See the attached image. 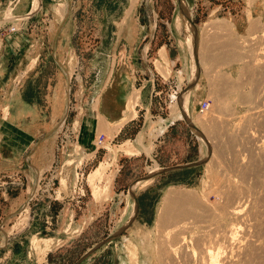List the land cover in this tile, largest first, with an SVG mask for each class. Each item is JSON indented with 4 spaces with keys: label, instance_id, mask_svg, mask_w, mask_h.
Wrapping results in <instances>:
<instances>
[{
    "label": "rangeland",
    "instance_id": "obj_1",
    "mask_svg": "<svg viewBox=\"0 0 264 264\" xmlns=\"http://www.w3.org/2000/svg\"><path fill=\"white\" fill-rule=\"evenodd\" d=\"M188 1L202 37L197 65L199 76L203 75L200 83L208 82L209 107L187 115L196 120L211 111L213 124L222 125L223 133L196 132L178 114L182 121L160 138L162 127L149 122L131 141L122 139L119 131L110 135L96 123L92 109L97 119L106 115L99 110L101 90L111 79L118 52H124L136 36L139 41L152 26L150 56L161 46L155 69L164 79H176L178 87L179 36L185 34L177 0H137L131 11H127L131 0H39L41 6L36 0H0V49L7 34L25 41L43 40L47 47L55 41L54 54L68 42L60 69L69 98L66 112L53 110L58 66L48 49L30 50L31 58L18 65L10 81L14 91L21 92L24 106L4 103L15 102L16 94L7 96L0 107V264H73L128 221L134 208L130 186L151 173L152 167L205 159L200 165L154 175L147 184L135 185L138 209L133 221L79 264H121L132 241L142 245L140 257L148 247L150 264H161L159 241L168 244L174 220L157 226L156 216L170 187L195 199L183 206L188 225L181 236L183 248L196 255L191 260L186 257L189 261L176 258L172 264H197L199 237L210 231V217L232 189H244L250 198L264 203V0ZM30 11L35 15H21ZM177 14L180 34L174 30ZM129 70L132 77L130 65ZM137 92L139 97L138 90L132 93ZM137 118L140 122L136 120L130 131L139 129L143 116ZM99 164L105 170L91 180L89 175ZM260 237L264 240V230ZM245 262L264 264V252L246 257Z\"/></svg>",
    "mask_w": 264,
    "mask_h": 264
},
{
    "label": "bare ground",
    "instance_id": "obj_2",
    "mask_svg": "<svg viewBox=\"0 0 264 264\" xmlns=\"http://www.w3.org/2000/svg\"><path fill=\"white\" fill-rule=\"evenodd\" d=\"M36 1H37L36 4L38 6L39 0H36ZM136 1L137 0H131L132 3L127 7V11H131V9H132L131 7L134 6ZM186 2H187V5L189 7V11H190L191 17H192L193 5L188 0H186ZM33 6H34V4H33ZM39 6H41V5H39ZM63 10H64V6H63ZM63 10L61 12V15L64 12ZM8 14H10V13H8ZM9 16H11V14ZM181 18L177 14V19H176L174 30H177L178 34H180V30H181ZM192 20H193V18H192ZM182 21H183V29H184L185 37H183L182 35L179 36L180 37L179 42L181 45V51H180V57L178 60H181L180 64L182 66V68L180 69V71L178 72V75H177L178 81H179L178 88H180L179 91L182 90L184 87L183 85L186 84V81H187V78L189 75L188 74L189 73V67L191 66V69H193V70L195 68L194 58H193V54H192V50H191L192 49V42H191V35L192 34H191L190 29H189L188 23L183 18H182ZM195 27L197 30V37H198L197 53L196 54H197V57L199 58L200 52L202 49V37H201L198 26H195ZM186 48H187V51L190 55V59H189V56L186 52ZM217 61H219L221 63L223 62L222 59H219ZM165 63H168V60H166ZM166 67L169 68V66H167V65H166ZM198 72H199V68H198ZM209 73H211V72H209ZM198 76H199V74H198ZM68 78H70L69 73L67 74V78H66L67 81H68ZM210 78H211V76L209 74V80H210ZM196 81H195V83H196ZM211 81L213 82V79ZM64 89H66V88H64ZM65 92L66 91H64V102H63V107H62V114L64 112H66L67 107H68V101H69L68 94ZM130 95L128 96V102L125 104V111H124L125 115L120 121L116 120L112 123V122L108 121L106 115H99L98 116V122H99L98 124L101 126H105L110 131V135H112V136H114L118 132L119 128L126 121H128L132 116H134L136 114V110L134 109V104L137 100L138 92L132 93ZM187 96H188L187 94H185L183 96V109L186 113H188L187 107L185 105V102L187 100ZM67 98H68V100H67ZM95 104H97V100H96ZM177 109H178V106H177ZM180 112L182 114V111H178L177 113L180 114ZM210 112L203 114V115L202 114L198 115L196 120H193V121L199 125V127H200L199 130L201 132L206 131L209 133V130H210V132H213V133H219V132H220V134H221V132L223 133L222 125H215V123L218 124L217 121L214 122V124H213L212 117H211L212 115L210 114ZM181 116L183 117V115H181ZM184 121H185V119H184ZM62 122H63V120H61L58 127L61 126L60 124H62ZM214 125H215V127H214ZM96 129L98 130V128H96ZM50 132H51V130L49 131V133ZM98 132L100 133V131H98ZM204 132H203V134H205ZM107 133H109V132H107ZM96 134L98 135L97 132H96ZM205 136H207V135H205ZM126 145L128 147L127 142L125 143L124 146H126ZM129 146H131V145H129ZM79 147L80 146L78 145V148ZM127 147H125V148H126V150L129 151L130 148L127 149ZM104 166L102 164H99V166L96 167L93 170V172H91V174L89 175V178L91 180H93V178H95V177H98V176L101 177V175L103 174V171L105 170ZM156 168L157 167H155V168L152 167L150 172H153V171L159 169V168L158 169H156ZM113 175L114 174H111L108 177L109 178L108 181L110 183L114 177ZM151 179L152 178L139 179L135 183V185H137L136 187L143 186V185L147 184L148 182H150ZM139 181H141V182H139ZM192 195L193 194L185 192L184 190H180L177 188L170 187L167 189L166 193L164 194V196L160 202V206H159L157 216H156L157 226L164 225V223H166L168 220H170V218H173V220H174V223L171 226V228L173 227V229H174V230L172 229L173 232L171 233V235L168 234L169 236L166 235L167 240L169 238L168 244L164 245V244H162V242L159 241L160 247L158 249L157 259H158V261L162 262L161 264L175 263L176 258H179V257L180 258L183 257L184 259H182V260H185L187 258H189V260H191L192 257H194V255H196L195 251L190 250L191 252H188L187 249L185 250L183 248L182 240H184V236H181L183 229L185 228L186 224L188 223V221H186V219H187L185 217L186 212H185V209L183 208V206H185V204L195 200ZM225 199H226L225 202L222 203L216 209L217 211L210 217L211 219L209 221H210V224H212L211 225L212 228H209L210 231H208L207 233L205 231L204 232L205 234L202 235V237H199L202 241V244H200L201 242H198V243L200 246L201 245L202 246L200 247V250L197 252L198 256H199L198 257L199 259L197 258L198 259L197 264H217L218 260H221L220 261L221 264H243V261L245 262L246 257L251 256V255H256L258 252H261V251L264 252V240L261 239V237H260V231L264 230V203H259L258 200L256 199V197L250 198V194L248 191H246L244 189H239V188H234L231 191H229V193L227 194ZM181 215L183 217L179 218ZM184 218H186V219H184ZM208 226L210 227V225H208ZM207 229L208 228H206V230ZM169 231H171V230H169ZM196 238H198V235L196 236ZM197 241H199V240H197ZM126 247H127V254H126L127 260H125V259L121 260V261H123V262H121V264H150L151 253H150V250L148 247L143 252V257L139 256L141 253V248H143L142 245H140L139 243L132 241L131 244L126 246ZM156 254L157 253L154 254L155 258H156Z\"/></svg>",
    "mask_w": 264,
    "mask_h": 264
},
{
    "label": "crops",
    "instance_id": "obj_3",
    "mask_svg": "<svg viewBox=\"0 0 264 264\" xmlns=\"http://www.w3.org/2000/svg\"><path fill=\"white\" fill-rule=\"evenodd\" d=\"M33 14L35 15V13ZM143 26L144 25L141 24L139 25L140 30H143ZM154 28L152 26L149 32L146 31L144 34L140 35L141 39L139 41H137L136 36V39L133 42L128 44V46H125L124 52H118L116 65L114 67L111 79L109 83L101 90L102 98L100 99L99 110L106 114L109 119L117 121H120L125 115L124 111L127 97L134 91V89L139 91L138 102L140 103H136L135 106L137 114L126 121L118 130V135H120L122 139H130L131 141H134L138 134L144 129L146 123L148 124L149 122H153L155 125L158 124V126H160L159 128L162 127L160 135L158 136V138H160L169 129L177 126L179 122L182 121L181 117H179L177 113L178 111H181V107L177 101V96L181 91H179L180 88H178L176 85L177 80L171 78L170 76L167 79H164V76H162L161 73L157 72L155 69V61L159 59L161 60V57L157 54V51L161 46L157 48L156 55L150 56L149 48L154 36ZM26 39L27 41H25V39L23 40L17 38L15 34H7L4 40L5 42L3 43V47L0 49V107L7 96L13 97L17 94L14 91L13 84L10 81L13 79L14 74L18 69V65L23 63L25 58H31L30 50L33 52V50L35 51L36 48L41 47L43 50L48 49V53H50L52 56L51 59L59 69L57 77L60 80L54 88L52 101L53 110L60 111L61 114L64 102V97L62 94L64 91L65 82L60 68L64 67L62 54L68 42L64 43L62 47H58L56 53L54 54L55 41L52 43L51 40L49 42V46L47 47L43 40L39 41L36 38H34V40L31 38ZM186 52L190 59L187 48ZM155 56L158 58H154V60L153 57ZM57 58H60L62 62L60 60L58 61ZM129 65L132 70H134L132 77L129 70ZM189 68L191 69V66ZM62 76L63 81H61ZM201 78V82L203 83V75H201V77L198 76L196 83L187 93L188 96L185 105L189 114L197 110L201 101L206 100V95L208 94L206 90H209V87L207 88L208 82H206L204 78L206 84L204 85L200 83ZM188 79L189 77L187 78L186 84ZM103 83L99 88H101ZM186 84L183 85V88H185ZM59 87L61 92H58V95H56L55 91L58 90ZM17 95L18 98L16 100L13 99L15 102L9 99L4 103H7L10 107L15 103L19 106H24L21 101V92H18ZM29 107V110L33 112L31 105H29ZM163 108L165 112H162ZM171 110L173 113L176 112L175 115H172ZM92 112L94 118H96V123H98L97 115L94 113V109H92ZM138 116H143L142 122L140 123L141 125L138 123L139 129L130 131L132 129L131 126L136 123V120H139L137 118Z\"/></svg>",
    "mask_w": 264,
    "mask_h": 264
},
{
    "label": "water",
    "instance_id": "obj_4",
    "mask_svg": "<svg viewBox=\"0 0 264 264\" xmlns=\"http://www.w3.org/2000/svg\"><path fill=\"white\" fill-rule=\"evenodd\" d=\"M178 2V11H179V15L188 23L189 29L191 31V42H192V54H193V58H194V70H191L188 82L185 86V88H183L178 96H177V101L178 104L181 107V111H182V115L183 118L185 119L186 123L192 128L194 129L196 132L201 133V131L197 128V126L194 124L193 120L191 118H189V116L187 115L188 113H186L183 109V96L185 94H187L189 92V90L191 89V87L194 85L195 81L197 80L198 77V65H197V43H198V37H197V30L195 27V24L193 23L192 17H191V13L189 11V7L187 5L186 0H177ZM33 12L30 11L29 13H24L21 15H24L25 17H28L32 14ZM23 17V16H22ZM205 162V159H197L195 161H189V162H185V163H179V164H175L172 166H167V167H162L158 170H155L143 177H141L140 179H145V178H151L154 175H158V174H162L164 172H168L171 170H176V169H185V168H190V167H194L197 165H200L202 163ZM138 180H135L131 186H130V193L133 196V200H134V208L133 211L131 213V216L129 217L128 221L117 231H115L114 233H111L110 235H108L103 241H101L100 243H98L97 245L93 246L92 248L88 249L77 261H75L73 264H79L84 258H86L89 254H91L95 249H97L99 246H101L103 243L110 241L111 239L115 238L117 235H119L121 233V231L125 230V228H127L130 223L133 221V219L135 218V215L137 213V209H138V202L137 199L135 197V192L133 191V189L135 188V183Z\"/></svg>",
    "mask_w": 264,
    "mask_h": 264
},
{
    "label": "built area",
    "instance_id": "obj_5",
    "mask_svg": "<svg viewBox=\"0 0 264 264\" xmlns=\"http://www.w3.org/2000/svg\"><path fill=\"white\" fill-rule=\"evenodd\" d=\"M208 107H209V102L207 100H203L199 103L198 110L201 112L206 110Z\"/></svg>",
    "mask_w": 264,
    "mask_h": 264
}]
</instances>
